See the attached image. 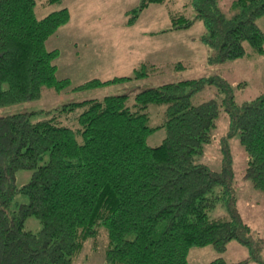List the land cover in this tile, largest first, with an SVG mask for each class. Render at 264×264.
<instances>
[{
  "label": "trees",
  "instance_id": "trees-1",
  "mask_svg": "<svg viewBox=\"0 0 264 264\" xmlns=\"http://www.w3.org/2000/svg\"><path fill=\"white\" fill-rule=\"evenodd\" d=\"M167 2L139 0L127 23L150 4ZM190 4L204 23L201 40L211 50L209 64L243 58L244 42L264 53V32L256 23L264 15V0H232L228 14L219 0ZM34 8L35 0H0V108L39 99L45 87L60 90L68 84L57 79L58 52L47 49L45 41L68 23L70 12L63 7L37 18ZM192 23L176 14L170 29ZM147 70L141 64L132 76L93 79L77 89L140 80ZM206 85L227 94L221 102L193 105L191 94ZM229 90L213 74L143 89L133 95L132 105L128 95L117 94L64 104L36 121L34 112L1 114L0 264H73L100 226L107 234L105 264H187L191 247L211 245L222 253L231 240L247 248L245 259L217 257L206 264H264V239L253 237L237 209L228 142L238 135L246 154L244 177L264 192V94L237 104ZM151 104L166 105L155 126L148 125ZM220 110L230 124L221 169L215 171L196 156L210 142ZM161 127L162 141L148 145L147 136ZM21 169L32 172L17 186L15 172ZM17 194L26 202L13 203ZM218 203L226 214L211 217ZM29 216L39 221L37 232L24 228Z\"/></svg>",
  "mask_w": 264,
  "mask_h": 264
},
{
  "label": "rangeland",
  "instance_id": "rangeland-1",
  "mask_svg": "<svg viewBox=\"0 0 264 264\" xmlns=\"http://www.w3.org/2000/svg\"><path fill=\"white\" fill-rule=\"evenodd\" d=\"M190 1L168 0L167 3L150 4L132 24H128L132 15L130 10L138 5L139 0H61L53 4L46 3V0H35L34 11L37 18L63 7L71 10L70 23L59 27L45 41L47 49L58 52L55 59L57 79H67L68 84L60 90L45 87L39 99L0 108V115L34 112L32 120L36 121L48 118L51 113L46 111L55 110L64 104L117 94L128 95V102L132 105L133 95L143 89L213 74L225 80L237 104L264 94V53H256L248 42H244L246 52L243 58L209 64L207 58L211 55V50L201 40L204 23L195 18ZM231 1L219 0L221 9L227 14ZM181 13L193 20L192 25L187 29H170L171 18ZM256 23L264 32V16ZM141 64H147L150 70L140 80L77 89L93 79L107 81L114 77L132 76L134 69ZM226 94L220 86L206 85L193 92L190 98L191 103L197 105L209 99L221 102ZM165 109L164 104H151L147 109L148 125L155 126L163 121ZM79 112L80 109H77L69 116L75 117ZM67 123L70 125L72 120ZM229 124L228 115L220 110L211 132V140L203 146V152L196 156L197 162L204 163L215 171L221 169L222 140L227 135ZM164 136L165 129L158 128L147 136L146 143L156 146ZM228 142L232 154L237 209L244 222L249 225L253 237L264 239V192L254 188L244 177L246 154L238 135L229 137ZM31 172V169L17 170V186L27 182ZM26 200L24 195L17 194L13 203ZM225 214L226 209L222 203L209 211L211 217ZM40 227L34 216H29L24 221V228L32 232H37ZM106 245L107 234L104 227L100 226L96 237L89 238L84 243L73 264H105ZM261 254L264 258V247ZM247 256V248L231 240L222 253L211 245L191 247L187 264H206L217 257H222L227 262H237Z\"/></svg>",
  "mask_w": 264,
  "mask_h": 264
},
{
  "label": "crops",
  "instance_id": "crops-1",
  "mask_svg": "<svg viewBox=\"0 0 264 264\" xmlns=\"http://www.w3.org/2000/svg\"><path fill=\"white\" fill-rule=\"evenodd\" d=\"M66 8H68V7H66ZM68 10H69V12H70V14H71V10H70L69 8H68ZM263 16H264V15H263ZM261 17H262V16L258 17V19H257L256 21H258ZM70 20H71V17H70L69 21H70ZM68 23H70V22H68ZM68 23H67V24H68ZM67 24H66V25H67ZM183 29H187V28H183ZM179 30H181V29H179Z\"/></svg>",
  "mask_w": 264,
  "mask_h": 264
}]
</instances>
